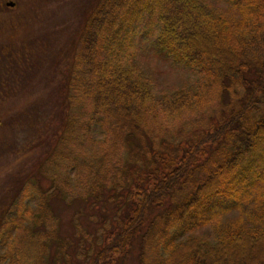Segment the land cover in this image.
Instances as JSON below:
<instances>
[{"label": "trees", "instance_id": "1", "mask_svg": "<svg viewBox=\"0 0 264 264\" xmlns=\"http://www.w3.org/2000/svg\"><path fill=\"white\" fill-rule=\"evenodd\" d=\"M224 1L231 12L203 0H98L86 17L66 95L70 103L80 98L88 117L68 114L56 139L61 149L67 140L80 146L92 123L106 117L126 138L140 137L137 145L116 137L102 155L80 153L84 168L95 164L101 173L84 195H121V188L128 203L87 264H117L136 235L140 264H264V0ZM137 37L231 95L183 145L158 139V113L180 115L205 102L182 88L154 94L133 58ZM120 148L137 163L123 174L107 159ZM62 154L56 147L44 160L51 191L25 184L3 213L0 240H10L0 259L7 264L43 261L55 231L35 227L50 214ZM154 208L161 211L149 220ZM202 227L211 235L192 234Z\"/></svg>", "mask_w": 264, "mask_h": 264}, {"label": "rangeland", "instance_id": "2", "mask_svg": "<svg viewBox=\"0 0 264 264\" xmlns=\"http://www.w3.org/2000/svg\"><path fill=\"white\" fill-rule=\"evenodd\" d=\"M7 1H12L14 6H7ZM97 1L0 0V221L23 185L51 191L52 180L43 171L47 169L44 160L56 147L63 149L57 159L60 165L56 163L58 190L48 198L50 214L35 227L55 231L54 237L45 242L47 252L39 264H87L99 242L128 210L121 188L115 191L121 195H114L108 189L100 196L84 195L87 186L91 187L92 180H98L101 173H94L95 164L92 169L84 168L86 161L81 163L80 153L86 157L93 153L102 155L112 150L116 137H121L122 145L127 139L137 145L140 137L126 138L122 130H117L115 120L106 117L92 123L80 146L67 140L61 149L62 143L57 141L68 114L88 117L87 111L82 113L84 106L80 98L74 97L69 102L66 80L84 22ZM203 1L218 11H232L224 0ZM137 46L133 58L150 81L154 94L182 88L193 101L201 96L205 102L194 104L180 115L158 113L156 131L163 135L158 136L159 140L166 138L170 144L185 141L195 128L207 125L221 105L231 100L229 92L217 91L213 83L194 70L172 65L153 50L149 41L137 37ZM127 158L122 148L107 157L116 163L117 174L120 171L123 174L124 168L132 171V167H137L135 160L131 165ZM113 174L111 171V178ZM26 202L24 198L23 203ZM160 211L152 209L149 220ZM192 234L208 237L211 231L202 227ZM9 240H0V255ZM139 244L140 236L136 235L128 254L117 264H140ZM0 264L7 262L0 259Z\"/></svg>", "mask_w": 264, "mask_h": 264}, {"label": "water", "instance_id": "3", "mask_svg": "<svg viewBox=\"0 0 264 264\" xmlns=\"http://www.w3.org/2000/svg\"><path fill=\"white\" fill-rule=\"evenodd\" d=\"M7 4H8V5H12V3H11V2H8Z\"/></svg>", "mask_w": 264, "mask_h": 264}]
</instances>
